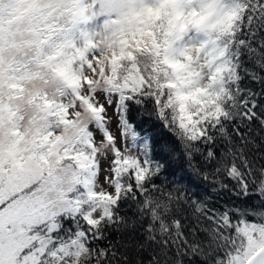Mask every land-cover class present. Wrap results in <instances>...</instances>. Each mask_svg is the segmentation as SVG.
<instances>
[{"label":"snow or ice","instance_id":"1","mask_svg":"<svg viewBox=\"0 0 264 264\" xmlns=\"http://www.w3.org/2000/svg\"><path fill=\"white\" fill-rule=\"evenodd\" d=\"M0 264H264V0H0Z\"/></svg>","mask_w":264,"mask_h":264},{"label":"rangeland","instance_id":"2","mask_svg":"<svg viewBox=\"0 0 264 264\" xmlns=\"http://www.w3.org/2000/svg\"><path fill=\"white\" fill-rule=\"evenodd\" d=\"M102 168H103V165H102Z\"/></svg>","mask_w":264,"mask_h":264}]
</instances>
